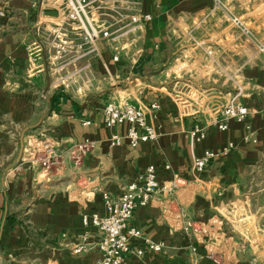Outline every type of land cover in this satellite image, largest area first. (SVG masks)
I'll return each mask as SVG.
<instances>
[{"label": "crops", "instance_id": "obj_1", "mask_svg": "<svg viewBox=\"0 0 264 264\" xmlns=\"http://www.w3.org/2000/svg\"><path fill=\"white\" fill-rule=\"evenodd\" d=\"M95 1L91 24L119 32L95 39L81 92L80 28L64 0H0V264H99L90 246L100 234L81 214L104 215L101 192L118 196L148 165L161 187L175 186L138 206L128 225L161 249L122 264H264V0ZM138 11L150 20L131 22ZM237 87L257 112L220 131L211 118ZM109 98L142 108L157 138L131 147L126 123L106 127ZM194 123L205 138L190 147ZM114 135L122 140L111 146ZM31 138L56 147L55 168H16ZM206 150L214 156L195 175L192 157ZM83 234L89 248L75 255ZM224 245L237 255L223 257Z\"/></svg>", "mask_w": 264, "mask_h": 264}, {"label": "built area", "instance_id": "obj_2", "mask_svg": "<svg viewBox=\"0 0 264 264\" xmlns=\"http://www.w3.org/2000/svg\"><path fill=\"white\" fill-rule=\"evenodd\" d=\"M70 4L73 14L69 16L73 20H77L80 29L86 30L88 27L96 33H101L102 37L110 35L107 30L102 31L98 27H94L87 18H85V21L81 19L80 14H83L84 17L86 14L84 9L87 6L86 0H71ZM149 20L150 15L140 11L130 15V21L134 23ZM94 39H96L95 36ZM113 60L117 61L118 56L114 55ZM34 61V54H30L28 57L29 64L33 65ZM240 92V87H237L236 92L225 101L219 111V120L211 118L210 124L214 125L218 130H226L229 120L241 122L257 112L256 109L250 108L240 101ZM156 107L155 103L150 105L152 109ZM102 115L106 127H114L123 123L128 125L124 139L131 147H136L138 144L149 140H155L158 136L156 129L152 125L147 124L144 110L127 100L117 102L114 99H107L102 108ZM88 123V120L83 122V124ZM188 138L190 147H193L195 143L205 138L204 127L194 123L188 131ZM121 140V137L114 135L110 139V145L118 144ZM77 147L79 153L72 156L75 164L80 162L81 155L89 148L87 142L78 144ZM25 153L20 158V163L17 164L16 168H20L21 164L25 162H30L37 164L43 171H50L60 162V154L56 147L41 139L31 138L27 143ZM223 153L225 154L227 151L225 150ZM213 156L214 154L208 150L204 151L200 156H193L191 162L192 173L195 175L202 173ZM164 168L169 169V166L165 165ZM174 186V180H172L168 187H161L157 179L156 168L153 165H148L144 173L139 177L138 182L125 185L118 196H112L105 191L101 192L105 207L104 215L101 216L97 212L92 211L87 212L85 211L86 209L81 214L83 225H91L100 234V239L90 246L91 249H95L99 254V264H122L127 257H140L145 249L156 251L161 249V245L144 239L140 231L129 227L128 223L133 211L138 206H145L161 190L167 189L169 191ZM188 225L190 226V223L186 224V226ZM86 242V234L81 235L80 241L78 245L76 244L73 247L72 253L77 255L89 248ZM220 252L223 257H225V254H230L233 257L237 255V250L229 249L225 245L221 247Z\"/></svg>", "mask_w": 264, "mask_h": 264}, {"label": "rangeland", "instance_id": "obj_3", "mask_svg": "<svg viewBox=\"0 0 264 264\" xmlns=\"http://www.w3.org/2000/svg\"><path fill=\"white\" fill-rule=\"evenodd\" d=\"M71 0H64L63 6H64V11L66 18L69 17L70 14H73V10L70 4ZM93 1V2H90ZM87 6L84 8L85 9V15L89 16V13L87 12L88 7L90 5H95L96 1L95 0H86ZM81 19L85 21L86 16L84 17L83 14H80ZM78 19V18H77ZM88 19V18H87ZM89 20V19H88ZM78 23V22H77ZM117 26L114 25L111 30H109L110 35L108 37H113L116 34H118L119 30H116ZM98 30V29H97ZM96 30V31H97ZM77 33L80 34V36L77 35V90L81 92L87 91L88 86L90 85L91 82V76L89 73V65L87 58L91 57L94 53H96L99 50V45L96 44V40L98 39L99 36H101V33H96L95 31L90 30V28H86V30L82 29H77ZM94 36L96 37V40L94 39ZM65 48V47H64ZM63 48V49H64ZM62 52V49H60ZM67 49H65L66 52ZM61 56V53H60ZM64 79L72 81V78L70 76L64 77ZM64 81V80H63ZM65 84H67L66 81H64ZM64 86V84H62ZM240 211V209L238 208ZM247 222V225H251L255 223V221H251V219L247 218L245 220ZM238 230L240 228L238 227Z\"/></svg>", "mask_w": 264, "mask_h": 264}]
</instances>
